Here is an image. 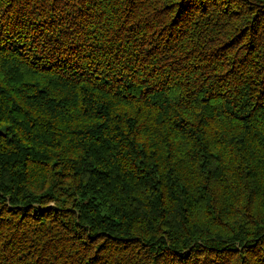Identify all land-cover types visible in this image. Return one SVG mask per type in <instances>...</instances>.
Listing matches in <instances>:
<instances>
[{
    "label": "trees",
    "instance_id": "trees-1",
    "mask_svg": "<svg viewBox=\"0 0 264 264\" xmlns=\"http://www.w3.org/2000/svg\"><path fill=\"white\" fill-rule=\"evenodd\" d=\"M0 264H264V0H0Z\"/></svg>",
    "mask_w": 264,
    "mask_h": 264
}]
</instances>
